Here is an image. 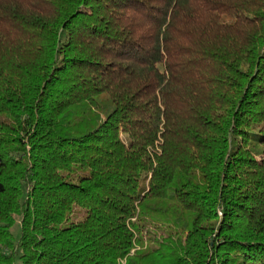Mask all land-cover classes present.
Here are the masks:
<instances>
[{"label": "trees", "instance_id": "obj_1", "mask_svg": "<svg viewBox=\"0 0 264 264\" xmlns=\"http://www.w3.org/2000/svg\"><path fill=\"white\" fill-rule=\"evenodd\" d=\"M0 264H264V0H0Z\"/></svg>", "mask_w": 264, "mask_h": 264}, {"label": "rangeland", "instance_id": "obj_2", "mask_svg": "<svg viewBox=\"0 0 264 264\" xmlns=\"http://www.w3.org/2000/svg\"><path fill=\"white\" fill-rule=\"evenodd\" d=\"M20 226L19 224L14 228V234L17 236L19 234Z\"/></svg>", "mask_w": 264, "mask_h": 264}]
</instances>
